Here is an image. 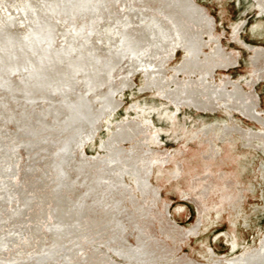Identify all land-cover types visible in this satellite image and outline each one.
Returning a JSON list of instances; mask_svg holds the SVG:
<instances>
[{
    "label": "water",
    "instance_id": "obj_1",
    "mask_svg": "<svg viewBox=\"0 0 264 264\" xmlns=\"http://www.w3.org/2000/svg\"><path fill=\"white\" fill-rule=\"evenodd\" d=\"M0 264H264V0H0Z\"/></svg>",
    "mask_w": 264,
    "mask_h": 264
}]
</instances>
